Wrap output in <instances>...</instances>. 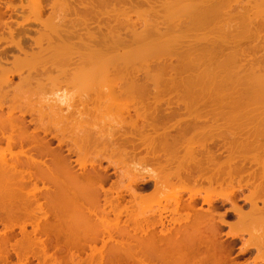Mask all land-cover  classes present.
<instances>
[{
  "label": "bare ground",
  "instance_id": "obj_1",
  "mask_svg": "<svg viewBox=\"0 0 264 264\" xmlns=\"http://www.w3.org/2000/svg\"><path fill=\"white\" fill-rule=\"evenodd\" d=\"M22 1L17 4L13 0H0V41L6 40L10 43H5V45L14 44L17 53L19 52L18 54L12 53L11 56L14 58L9 60L10 58L2 56L6 52L4 45L2 44L0 48V263L7 262L10 252L14 251L18 257L16 264H29L31 258H35L38 261L37 264H227L229 261H234L231 255L234 243L238 239L243 240L245 232L252 238L244 244L247 247H256L259 252L263 249L260 258L264 260V206H258L259 201L264 205V142L261 143L260 140L264 139V60L262 59L260 63L259 58L253 56L255 53L251 52L253 59L256 58V60H251V55L249 58L245 57V54L249 52L243 54L244 47L238 49L232 37L233 32L243 33L242 38L238 36L243 44L245 34L250 38L251 34L252 37L255 36L254 33L260 35L261 31H256L258 26L255 28L254 25L259 16H262L264 21V14L260 9L263 8V4L262 6L260 4V7H258L259 4L255 5L260 10L258 13L262 12L257 17L254 13L257 8L254 6L256 8L254 12L252 9L255 8H250L255 1H250L251 5L247 0L250 5L246 6L248 9L245 8L250 9V15L253 14V18L249 15V11L240 9L246 5L245 0L242 1L245 2L242 6L236 8L237 11L231 4L235 2L234 0H50L51 2L29 0L33 14L30 16L28 12L31 9H27L28 15L22 10L21 6L25 0L23 4ZM61 1L63 2L60 4ZM239 1L235 4L241 5ZM258 1L261 0L256 2ZM224 3L225 6L228 3V6H223ZM16 5L21 7L20 11L26 13V15L23 12L21 14L23 20L22 18L15 19L21 13L19 10H14ZM24 5L31 8L28 6L29 2ZM127 5H130V9L133 7L134 11L131 10L133 13L128 12ZM137 6L141 8L135 9L134 7L137 8ZM229 7L230 11L226 9ZM233 9L235 12H231ZM241 11L246 12L247 14H244L250 16L251 19L245 18L246 16L244 17ZM46 12L47 15H45ZM130 13L131 15L137 14L138 18H131L128 16ZM71 14L75 17L73 15L71 17ZM6 15L8 17H5ZM14 15H16L15 18ZM240 16L244 25L248 23L249 27L243 25V28L239 25V22L242 23L240 20L235 22L238 21L235 18L240 19ZM109 20L115 21L112 23ZM12 22H16L15 27L12 26ZM31 22L41 25L39 28L34 27L35 25L32 26ZM251 24H253L252 27ZM207 27L210 30L206 29ZM202 28H205V31L208 30L207 34L212 32L214 37H209L212 36L209 34L208 37L201 36L200 38L197 33L202 32L203 34L205 31ZM252 28H255V31ZM1 29L9 32V39L8 35L3 36L6 33L2 35L3 30L1 33ZM15 29H24V36H30L31 39L32 36L27 30L35 29L38 34L36 33L37 36H33L32 40L35 41L36 46L34 47L37 48L31 47L33 45L31 43L29 45L31 50L25 47L23 45L24 36L19 35L20 32L17 31V37ZM190 29L193 30L189 32ZM96 32L101 33V36H98ZM191 32L196 33L195 39H188L191 37L189 34ZM229 34L233 40L230 36H226ZM261 38L259 41L263 40V37ZM226 39L229 40V46L225 49L229 51L225 53L223 46ZM256 39L258 41V38ZM230 41L233 43L231 44ZM202 42L203 45H201ZM189 69H193L190 75L193 77L187 76L189 78H186L183 74H189L191 71ZM179 71L180 74L183 73L182 77L177 76ZM15 76L19 78L18 81H14ZM150 83L154 86L149 85ZM178 85L182 89L178 90L184 91L183 94L177 93L179 91L176 87L180 88ZM63 86L67 89L71 87L69 91L71 93L73 91V95L74 91H80V93L77 92V96L82 93L91 98L90 100L96 103L92 101V105L89 104L91 106L95 104L94 110L87 105L90 101L88 98L84 97L85 100L82 95H80L81 98L79 96L81 100L71 97L75 102L74 105L81 101L86 103H83V106L86 105L84 108L87 107V109L85 108L83 112L82 103L81 106L77 103L79 105V107L75 106L77 114L73 113L75 115L72 114L71 117L69 110V117L63 112L65 108L62 110L63 101L54 99L56 101L54 104L53 100L45 99L44 101L41 96H38L44 89L60 90L58 88ZM149 88L153 89L150 91L155 93L154 96L153 92L152 96L150 91L148 92ZM163 90L171 91V94L167 93V95L172 96L176 93L177 97L182 96L179 102H176V97L170 96L177 105L179 103L183 107V109L178 107L174 112L172 110V114L184 113L181 116H185V113L195 115L196 112L197 115H201L198 110L192 109L196 100L204 99L214 105L211 107L212 104H209L212 108L211 113L214 109V115L210 113L214 119L211 123L206 120L204 125L199 126L194 132L195 138L203 140L204 137H210L209 140L212 141L214 138L230 140L221 141L222 143L218 141L217 144L212 143V146H208L204 144L206 143L205 138L204 143L201 140V142L196 140L199 142L196 143L192 141V138V142L184 141L187 139L186 136V139H183L185 143L178 142L172 135L173 128L159 127L155 123L157 107H160L162 102L167 103L168 107H165L168 111L163 114L166 117L172 115L168 106L171 98L164 93L167 98L161 94L163 99L160 100L161 97L158 95L164 92ZM37 91L39 94L37 93L36 96L40 100L33 94ZM146 93L153 98H151L152 102L156 100L153 107L148 102L149 96ZM71 102L70 104L68 102V106L72 107ZM55 107L62 111V114H58ZM171 107L172 105L170 109ZM132 108L135 109L136 116L131 114L130 109ZM148 108H154L156 111ZM44 109L48 111L45 110L47 111L45 112ZM90 109L93 115L90 114ZM113 109L117 111L114 113ZM99 111L101 115L97 117L96 113ZM122 111L131 117V119L127 118L131 122L125 121L128 124L131 123L128 126L131 129L128 131L130 135L126 133V130V140L124 141V138L120 136L121 139L123 138L122 142L127 141L131 144L134 153L140 152L142 148L145 149L146 157L148 156L147 158L152 161L156 160L154 163L159 162L160 159L158 148L161 147L163 150L161 153L163 152L165 156H161V159L164 157V161L158 164V167L160 165L162 169L159 170L161 174L158 171L156 173L152 168V172L154 171L156 175L149 172L148 178L133 176L134 186L132 187L131 183L129 188L132 199L127 202H125L126 194L122 193L121 187L105 186L109 180V174L107 167L102 166V159H105L106 155L101 153L102 155L98 156L97 153L103 150L104 144L111 147L115 144L113 151L111 149L108 151L110 146H107L104 153L108 151L107 155H110L111 151L114 154L111 155L118 158L117 154L123 157L126 155L125 152L129 154L127 151L132 147H126L124 142L118 145L119 142L115 139L118 134L115 135L116 137L111 136L116 143L110 139L112 144L111 142L108 144L106 143L108 142L107 137L110 135L106 137V142L101 136L104 138L101 141V137V140L99 137L96 138L97 135L93 131L96 130L95 128L81 125L79 131L75 132L74 130L78 128L73 127V130L68 128L71 127L69 123L67 129L75 133L73 134L70 130L66 132L68 135L72 133L74 138L68 136L70 140L68 139L69 142H67L71 145L69 144L70 147L65 146L69 147L67 152L70 154L75 152L76 156L78 155V159L76 158L78 166H76L72 160L73 157L65 154L62 149L64 136L61 137L63 132L59 129L63 126H58L60 121H65L67 117H69L68 122L70 120L72 123L77 122L76 124L89 123L90 119L95 122L97 118H100L97 119L98 121L105 122L106 116L119 118L123 114ZM106 112H112V115L116 114L117 117ZM27 114L30 117L39 115L36 118L34 116L36 122L34 118H28L30 122L34 121V124L37 123L39 117L38 121L41 120V123H37L40 125L33 126L37 127V130L33 129L35 130L33 133L29 129ZM45 114L50 117V119L47 118L51 123L53 120L52 124H56L58 131L54 129V125H49L48 128L47 123H42L46 117ZM104 115H106L105 118ZM122 118L124 117L120 118L121 121ZM139 119L143 122L140 120L141 123ZM51 127L55 131L52 130V132ZM121 128L119 131H123ZM62 129L65 131V128ZM114 130H107L105 133L111 134ZM48 132L57 137L58 147L52 146ZM81 132L85 133H83L84 136ZM179 132L182 136L181 128ZM76 133L77 138L79 134V138L86 137V140L83 138L85 142L81 139L80 143L79 138L76 139V136H73ZM93 134L96 135V137L94 135L96 141L92 145ZM121 134H124V131ZM209 140L206 141L210 142ZM96 142L97 145L100 142L99 146H102L99 151L100 147L96 145L95 149L98 151L94 154L96 153L95 156L98 157L95 159V156H92L91 160L85 159L84 156L92 152V150L87 152L86 149L88 146L93 149ZM116 145L118 148L121 146L120 150L125 147V150L128 148L129 150L124 154L122 150L120 154ZM195 145H200V147L196 148ZM14 146H19V150L14 151L17 149V147L13 148ZM27 146L29 148H26ZM200 149H205L206 157ZM222 149L228 151V153L225 152L227 156ZM180 151H183L182 156H179ZM222 155L226 157L222 159L223 161L220 158ZM107 157L110 161L111 157ZM116 161L115 159V163ZM203 161L208 164L207 168L214 164L212 174L206 175L202 172ZM223 165L228 167L227 170L225 169V174L220 173ZM172 166L174 169H171ZM244 178L247 179L243 185L250 186V192L240 197L250 202L251 206L248 211H245L242 205H238L232 198L234 195L232 193L235 192L232 191L234 182H239L241 186V180ZM173 179L178 182H174ZM255 179L258 182L255 183ZM222 180L231 185L230 192H221L220 187H216L219 183V186H223L220 182ZM202 181L210 184L215 182V187L218 189V191L215 189L216 192L215 190L207 192V195L203 196V203L214 205V199L219 200V198L220 202L230 201L232 203L231 212L238 216V222H242V227H239L237 222L222 219L221 215V220H216V215H212L216 211L211 208H206L207 216L202 213L203 211L198 210L201 206L196 208L195 203L199 200V195H202L200 190L204 187L198 185L197 182L202 184ZM190 182H193V186L196 183L195 186H200L201 189H194L190 186ZM152 183L154 184L152 194L145 192L147 186ZM207 185L204 191H209V187L208 190L206 189ZM170 187L176 189L171 196V192L168 193L169 190L166 192L168 194L165 193ZM177 189L189 191L188 198H179ZM154 191H159V193L156 192L158 195H154ZM162 196L167 203L172 200L173 207L170 209L167 204L163 203L162 208L159 207L160 209L156 212L157 210L152 208V203L161 204ZM33 202L35 205L33 204L32 208L29 207ZM140 204L145 208H142L144 211H139L141 206L138 205ZM146 208L147 211L150 210L147 216L144 215ZM181 208L187 209L186 213H180ZM168 212V215L171 214L170 219L167 218L166 213ZM123 215L127 216L124 220H122ZM224 226L230 227V230L223 232ZM224 235L231 239L227 241ZM98 242H101L100 246ZM84 253L85 255L81 256ZM9 261L12 262V259Z\"/></svg>",
  "mask_w": 264,
  "mask_h": 264
},
{
  "label": "rangeland",
  "instance_id": "obj_2",
  "mask_svg": "<svg viewBox=\"0 0 264 264\" xmlns=\"http://www.w3.org/2000/svg\"><path fill=\"white\" fill-rule=\"evenodd\" d=\"M23 1H24V0H23ZM23 1H22V4H23ZM51 1H52V0H51ZM51 1L48 0V2H51ZM230 1H231V0H230ZM232 1H233V0H232ZM234 1H235V2H231V4L233 5V8H234L235 10H236V8H239L240 6L243 5V3L246 2V5H243L244 8H243V7H240V9H242L243 11H244V9H245L246 12L249 11V15H250V9L247 10L248 7H246V6H247V5H250V3H251L250 1H252V0H249L250 3L247 2V0H245V2H242L243 0H240L239 3H242V4H241V5H238V4H237L238 6L235 4L236 2H238V0H237V1L234 0ZM254 1H255V2H254L253 5H252V3H251L252 6H250V8H251V7L255 8V7L257 6V4H259L258 7H260V4H261V6H262V4H263V8H260V9L262 10V12H263V14H264V0L258 1L259 3L256 2L257 0H254ZM13 2H15V3L18 4V3L21 2V0H13ZM27 2H29V5H28V6H30L31 8H28L27 6H26L27 8L25 7L24 4H25V3L27 4ZM57 2H59V1H57ZM62 2H63V1H61L60 4H61ZM224 2H226V1H224ZM252 2H253V1H252ZM233 3H234V4H233ZM248 3H249V4H248ZM22 4H21V5H22ZM24 4L21 6V7H23L22 10H24V12L27 13V12H28L27 9H31V10H30L31 13H30V12H28V13L31 14L30 16H32V15H33V14H32V6H31V4H30V1H29V0H27V1L25 0V1H24ZM58 4H59V3H58ZM226 4H227L226 6H228V3H226ZM255 5H256V6H255ZM223 6H225V3H224ZM226 6H225V7H226ZM254 6H255V7H254ZM21 7L19 8V5H16V8H15L14 10H15V11H16V10H17V11L19 10V12H21V13H20V16H16V15H14V18H15V16L17 17V18H15V19H19V18L21 19V18L23 17V15H21L23 11H20V10H21ZM109 7H110V6H109ZM127 7H129V8H128V12L133 13V12H132V11H134V10L132 9L133 7H132L131 9H130V5H129V6L127 5ZM139 7H140V6H139ZM139 7L137 6V8H136V7H134V8H135V9H138ZM245 7H246L247 9H246ZM25 8H26V9H25ZM110 8L113 9L112 7H110ZM110 8H108V9H110ZM140 8H141V7H140ZM256 8H257V7H256ZM256 8H255V9H252L253 12H254V10H256ZM49 9H50V8H49ZM129 9H130V11H129ZM226 9H229V11H230V7H229V8H226ZM234 9H233V10H234ZM258 9H259V8H257V10H256L257 12H256V11L254 12V13H255V16L257 15V17L262 13V12H260V14H259L258 11H260V10H258ZM25 10H27V11H25ZM131 10H132V11H131ZM233 10H232L231 12H235V10H234V11H233ZM237 10H238V9H237ZM237 10H236V11H237ZM48 11H49V10H47V12H48ZM141 11H142V9H141ZM227 11H228V10H227ZM9 12H10V11H9ZM24 12H23V14L26 15V13H24ZM47 12H46L45 15L48 14ZM128 12L126 11L127 14H128ZM239 12H240V10H239ZM246 12H244V13L247 14ZM28 13H27V15H28ZM131 13H130V15H128V16H130L131 18H133V17H137V18H138V15H137V14H132V15H131ZM134 13H135V12H134ZM241 13H243V12L241 11ZM244 13H243L244 17L246 16L245 18H247L248 16L245 15ZM251 13H252V12H251ZM256 13H257V14H256ZM258 14H259V15H258ZM263 14H262V15H263ZM72 15H73V14H71V17H72ZM136 15H137V16H136ZM21 16H22V17H21ZM69 16H70V14H69ZM250 16H251V15H250ZM250 16H249L248 18H250ZM5 17H8V16L6 15ZM45 17H46V16H45ZM73 17H75V15H73ZM126 17H127V16H126ZM240 17H241V16H240ZM240 17H238V18H240ZM251 17H253V14H252ZM112 18H113V17H112ZM128 18H129V17H128ZM253 18H254V17H253ZM23 19H24V18H22V20H23ZM113 19H114V18H113ZM124 19H125V17H124ZM133 19H134V18H133ZM235 19L238 20V21H235V22H239V20H240V21L242 20V17H241L240 19H237V18H235ZM250 19H251V18H250ZM250 19H249V20H250ZM262 19H263L262 16H259L256 20L254 19L255 21H257V23H255V25H254L255 28H257L256 26H258V28L256 29V31H258V32L261 31L260 35H259L258 32H257L258 34H255V33L252 31V32L254 33V35H255V36H254L255 39H253L254 37H252V34H251V33H250V34H251V35H250L251 38H250L249 36H246V34H245V32H244V34H245V35H244V40H246V39H247V40H246V41L243 40V44H242V41H239L240 38H239L238 36H240V37H241V35L243 36V33H241V34L238 33V34H239V35H238L237 33L235 34V32H233V36H232V37H234V38H233V39H234V44H237V45H238V46H237L238 49L244 47V48H243L244 50L242 51L243 54L249 52L248 54H245L246 56L244 55L245 57H248V58H249L250 55H251L250 52H251L252 54L255 53L253 56L258 57L259 60H260L261 62H260L259 60H257V61H259L260 63H262V59L264 60V48H263V47H264V42H263V41H264V32H262V31H264V23H262V21H263ZM22 20H21V21H22ZM111 20H112V19H111ZM111 20H109V21L112 22V23H114L115 20H114V21H111ZM128 20H129V19H128ZM18 21H19V20H18ZM129 21H130V20H129ZM252 21H253V19H252ZM252 21H251V23H252ZM241 22H242V21H241ZM244 22H245V21H244ZM263 22H264V21H263ZM104 23H105V21H104ZM112 23H111V24H112ZM242 23H243V22H242ZM242 23L239 22V25H242V27H243L244 23H243V24H242ZM33 24H34L35 26H34ZM247 24H248V23H247ZM247 24H245V25H247ZM253 24H254V22H253ZM253 24H251V27L253 26ZM15 25H16V22H12V26L15 27ZM31 25L34 26V27H38V28H39V25H41V24H39V23H35V22H31ZM245 25H244V26H245ZM247 26H248V25H247ZM248 27H249V26H248ZM251 27H250V28H251ZM243 28H244V27H243ZM255 28H254V29H255ZM206 29L210 30L209 27H207ZM252 29H253V28H252ZM254 29H253V30H254ZM259 29H260V30H259ZM2 30H3V33H2ZM23 30H24V29H19V30H18V29H17V30L15 29V31H16V32H15V35L17 36V35H18V32H17V31H19V32H20L19 35L22 34V35L24 36V31H25V30H24V31H23ZM26 30H27V29H26ZM29 30H30V31H29ZM46 30H47V29H46ZM46 30H45V31H46ZM50 30H51V29H50ZM93 30H94V29H93ZM97 30H98V29H97ZM103 30H105V29L103 28ZM192 30H193V29H192ZM192 30L190 29L189 32L192 31ZM195 30H196V29H195ZM202 30L205 31V28H202ZM208 30L204 32L205 34H204V33L202 34V32H201V33L199 32V33H197V34H198V36H200V38H201V36H203V37H208L209 34L212 35V32H211V33H208V34L206 33V32H208ZM237 30H240V31H241V29H237ZM5 31H6V29H1V33H2V35L6 33L5 35H3V36L6 37V36L9 34V32L7 33V32H5ZM27 31H28V34H31L32 39H33V36L35 37V35L37 36V34H38V33L36 32L35 29H28ZM196 31H198V29H197ZM196 31H195V32H196ZM200 31H201V30H200ZM211 31H212V30H211ZM250 31H251V29H250ZM254 31H255V30H254ZM46 32H47V31H46ZM209 32H210V31H209ZM213 32H214V30H213ZM16 33H17V34H16ZM36 33H37V34H36ZM246 33L249 34V32H247V31H246ZM262 33H263V35H262ZM96 34H98V36H101V33H99V32H96ZM99 34H100V35H99ZM189 34H191V35H190L191 37H188V36H187L188 39H190V38L195 39L194 35H196V33H195V34H194V33L192 34V32H191V33H189ZM214 34H215V32H214ZM217 34H218V33H217ZM217 34H216V35H217ZM15 35H14V38H15ZM22 35H21V36H22ZM192 35H193L194 38L192 37ZM222 35H223V33H222ZM258 35H259V37H258ZM223 36H224V35H223ZM226 36L229 37L230 34H229V35H226ZM226 36H225V37H226ZM17 37H18V36H17ZM17 37H16V38H17ZM196 37H197V36H196ZM209 37H212V38H213L214 36L212 35V36H209ZM228 37H227V39H230V38H228ZM230 37H231V36H230ZM232 37H231V40H233ZM247 37H248V38H247ZM261 37H263V40H260V41H259V38L262 39ZM9 38H10V37H9V35H8V39H9ZM16 38H15V39H16ZM241 38H242V37H241ZM249 38H250V39H249ZM256 38H258V41H257ZM32 39L30 38V36H28V37H25V36H24V38H23V45H24L25 47H28V48H29V45H30V43H31V44H33V45H31V47H33V48L36 49L37 47H34V46H36V45L34 44L35 41L32 40ZM227 39H226V40H227ZM251 39H253V40H251ZM240 40H241V39H240ZM191 41H193V40H191ZM249 41H250V42H249ZM255 41H256L257 43H256ZM193 42H194V41H193ZM225 42L228 43V44L225 43L226 46L224 45V43H222V44L224 45L223 47H224V50H226V51H225V53H226L227 51H229L228 49H225V48H227V47L229 46V40H227V41H225ZM5 43H9V42L6 41V40H5L4 42H3V40L0 41V48H2V44H3V45H4L3 48H5V51L7 52V53H6V52L3 53L4 55H2V56H3L4 58H5V57H8V59L10 58L9 60H11L12 58H14L13 56H11V54H12V53L14 54V52H15V54H16V53H17V48L15 47L14 44L12 45V43H11V45L6 44L7 46L5 45ZM230 43L232 44L233 42L230 41ZM261 43H262V44H261ZM9 44H10V43H9ZM25 44H26V45H25ZM43 45H44V44H43ZM46 45H47V43H46ZM201 45H203V42L201 43ZM245 45H246V46H245ZM253 45H254V46H253ZM44 46H45V45H44ZM257 46H258V47H257ZM262 46H263V47H262ZM31 47H30V48H31ZM15 48H16V49H15ZM30 48H29V49H30ZM254 49H255V50H254ZM30 50H31V49H30ZM262 50H263V51H262ZM12 51H13V52H12ZM244 51H245V52H244ZM10 52H11V53H10ZM240 52H241V50H240ZM18 53H19V52H18ZM18 53H17V54H18ZM225 53H223V54H225ZM5 54H6V56H5ZM13 54H12V55H13ZM243 54H242V58H243ZM248 55H249V56H248ZM220 56H221V53H220ZM251 56H252V55H251ZM253 56H252V58L250 57V59H251V60H254V59L256 60V58L253 59ZM261 57H262V58H261ZM258 58H257V59H258ZM260 58H261V59H260ZM10 62H11V61H10ZM10 62H9V63H10ZM9 63H8V65L11 66L10 64H12V62H11L10 64H9ZM22 64H24V63H22ZM263 64H264V61H263ZM263 64H262V65H263ZM180 70H181V69H180ZM189 70H191V69H189ZM189 70H186V71H189ZM192 70H193V69H192ZM192 70L190 71V73L188 72L189 74H187V75L182 73L183 76L186 77V78H189V77H187V76H190V75H191ZM186 71H185V73H186ZM25 72H26V71H25ZM173 74H174V73H173ZM177 74H178V73H177ZM182 74H180V71H179V74H178L177 76L180 77ZM185 75H186V76H185ZM192 75H193V74H192ZM165 77H166V76H165ZM175 77H176V75H175ZM178 77H176V78H177L178 80H180V78H178ZM181 77H182V76H181ZM184 77H183V78H184ZM190 77H193V76H190ZM18 79H19V78H18L17 76L14 77V81H15V80L18 81ZM149 85H153V84L150 83ZM153 86H154V85H153ZM178 86L180 87V85H178ZM151 88H152V86H151ZM49 89H50V90H49ZM49 89H48V88H47V89H44V91L41 90V92L43 91V92H42L43 96H42V94H39V91H37L36 93H33V94H34V96H35L36 98H39L38 96H41V98H43L44 101H46L45 99H47V100L49 99L50 101H51V100L54 101V99H55L56 101H58V100H60L61 102L63 101L62 104H61V105L64 106V107L62 106V110L65 108V110H63V112L67 115V114L69 113V110H70V114H71V117H72V114L77 112V111L75 110V106L79 107V105L82 103L81 101H80V103H78L79 101L77 102V100L75 99V101H76L79 105H77V103H76V105H74L75 102L72 101V100H73L74 98H77L78 100H81V99H79V96L82 95V93H81L79 96H77V95H78L77 92L80 93V91H74V95L76 94V95H75L76 97H75V96L73 95V91H72V93H71V91H69V90L71 89V87H70V89H67L65 86H63V87H61V88H58V89H60V90H56V88H54V89H53V88H49ZM51 89H53V90H51ZM65 89H67V90H65ZM178 89L180 90L181 87H180V88L176 87V90H177V91H179ZM150 90H153V89H150V88H149L148 92H149ZM171 90H172V89H171ZM173 90H174V89H173ZM181 90H182V89H181ZM161 91H162V90H161ZM163 91H164V92H161L160 94H158V95H160V97H161V94H164V93L166 94L167 97H170V96H171V95H167V93H170V92H171L170 90H169L170 92H168V91L165 92V90H163ZM41 92H40V93H41ZM75 92H76V93H75ZM81 92H83V91H81ZM152 92H153V91H150V92H149L151 96H152ZM173 92H176V91H173ZM173 92H172V93H173ZM180 92H181V91H179V92H177V93H180ZM183 92H184V91H182L181 94H183ZM37 93L39 94L38 96H36ZM149 93H148V94H149ZM33 94H32V96H33ZM83 94H84V93H83ZM86 94H87V93H86ZM86 94H85V95H86ZM90 94H91V93H90ZM90 94H88L89 97H91V95H92V94H91V95H90ZM146 94H147V93H146ZM148 94H147V95H148ZM154 94H155V93L153 92V96H154ZM165 94H164V97H165ZM170 94H171V93H170ZM175 94H176V93H175ZM175 94H172L171 97H173V98L176 97V99H175L176 102H179V100H181L180 98H182V96L177 97L178 95L176 94V95H177V96H176ZM147 95H146V96H147ZM150 95H148V96H149V98L147 97L148 99H147V98H145V99H147L148 102L150 103V105L153 107V103H154L156 100H154V102H152V101H151V98H152V97H150ZM179 95H180V94H179ZM32 96H31V99H32V100H34V99L36 100V98L33 96V98H34V99H33ZM44 96H45V98H44ZM82 96H83L82 98H84V97L88 98L87 95H86V96L82 95ZM59 97H60L61 99H60ZM64 97H65V98H64ZM71 97H72L73 99H72ZM93 97H94V96H92V98H93ZM157 97H158V96H157ZM162 97H163V96H162ZM162 97H161V99H160L159 97H158V98H159L160 100H162V99H163ZM167 97H165V98H167ZM171 97H170V98H171ZM80 98H81V96H80ZM155 98H156V96H155ZM155 98H154V99H155ZM165 98H164V99H165ZM170 98H169V99H170ZM177 98H179V99L177 100ZM84 99H85V98H84ZM88 99L90 100L91 98H88ZM152 99H153V98H152ZM171 99H172V98H171ZM171 99H170V101H169L170 103L168 104V106H169V110H171V114H172V110H173V112H174V111H177L178 107L180 108V107L182 106V104L180 105V104L178 103V105H180V106H178V105L176 104V102L174 101V99H172L173 102L171 101ZM39 100H40V98H39ZM67 100H70V101H67ZM85 100H86V99H85ZM85 100H84V101H85ZM149 100H150V101H149ZM56 101H54V102H55L54 104H56ZM71 101H72V102H71ZM82 101H83V99H82ZM92 101H93V100H90L89 102H87V103H88L87 105L91 104ZM145 101H146V100H145ZM202 101H203V102H202ZM48 102H49V101H48ZM64 102H65V103H64ZM68 102H69V104H70V102H71L72 107H71V106H68ZM85 102H86V101H85ZM93 102H94V101H93ZM93 102H92V103H93ZM96 102H97V101H96ZM83 103H84V102H83ZM83 103H82V106H83ZM94 103H95V102H94ZM171 103H173V104H175V105H173V104H171ZM202 103H203V104H202ZM210 103H211L210 101H204V99L201 100V101H197V100H196V102H194V105H192V109L195 108V110H198L199 113H200L201 115H197L196 112H195V115H194V113L191 115L190 113L187 112L188 114L186 115V113H185V116H181V115H184V113H181V114L174 113V114L170 115L169 117H166L163 113H166L165 111H168V110L165 109V107L168 108V107H167V103L162 102V105H161L160 107H157V112H156V114H155V119H156V122H155V123H156L157 126H159V127H163V128H166V127H167V128H171V129L173 128V129H172V135H173V136L178 140V142H180V143H181V142L185 143L184 141L189 142V141H191V138H192V141H193V142H194V141L196 142V140H198V141L201 140V141L204 143L203 140H204L205 137L203 138V140H202L201 138H198V139H197V138L194 137V134H195L194 132L199 128V126L204 125L206 120H209V122L211 123L212 120L214 119V118H213V115H214L213 111H214V109H213V111H212V113H211V110H210V109H212V108H210V105H211L212 103H211V104H210ZM50 104H51V103H50ZM57 104H58V103H57ZM84 104H86V103H84ZM95 104H96V103H95ZM95 104H94L93 106H91L92 104L89 105V106H91L90 108H93V107L95 108ZM154 104H155V103H154ZM165 104H166V106H165ZM209 104H210V105H209ZM65 105H66V107H71V108H70V109H69V108H66ZM73 105H74V108H73ZM171 105H172V107H171L172 109H170V106H171ZM176 105H177V106H176ZM80 106H81V105H80ZM84 106H86V105H84ZM84 106H83V108H84ZM154 106H155V105H154ZM212 106H214V105L212 104L211 107H212ZM45 107L49 109V107H47V106H45ZM55 108H56V107H55ZM72 108H73V109H72ZM81 108H82V107H81ZM85 108L87 109V107H85ZM85 108L83 109V112H84ZM94 108H93V110H94ZM163 108H164V109H163ZM173 108H174V109H173ZM213 108H214V107H213ZM56 109L58 110V108H56ZM66 109H67L68 111H67ZM76 109H77V108H76ZM88 109H89V107H88ZM148 109H149V110H152V111H156L154 108H148ZM180 109H183V107H181ZM35 110H36V109H35ZM45 110H47V109H44V111H45ZM50 110H51V109H50ZM50 110H49V112H51ZM78 110H80V109H78ZM81 110H82V109H81ZM81 110H80V111H81ZM133 110H134V111H133ZM36 111H37V110H36ZM36 111H33V112L36 113ZM47 111H48V110H47ZM47 111H45V112H47ZM66 111H67V112H66ZM86 111H87V110H86ZM105 111H107V110H105ZM116 111H117L116 109H113V112H114V113H115ZM209 111H210V112H209ZM33 112H32V113H33ZM57 112H59L58 114H60V113L62 114V111H59V110H58ZM90 112H91L90 114H92V110H91V109H90ZM123 112H124V111H122V113H123ZM130 112H131V114H134V115H135V113H134V112H135V109H134V108L130 109ZM38 113H39V112H38ZM93 113L95 114V112H93ZM106 113H110V112H106ZM122 113H121V114H122ZM125 113H126V112H125ZM125 113L122 114L123 116H122V115H121V116L119 115V116H120L119 118H115V117H114V118H113V117L109 118L110 116H106V115H104V118H105V116H106L105 120H106L107 122H106L105 120H104L105 122H103V120L98 121L100 118L98 119L97 117H99V116L101 115V114H100V111H99L98 113H96V114H98V116L96 117L98 120L95 119V122H94V121H91V119H90V117H89V119H90V122H89V123L85 122V123H78V124H76L77 122H73V123H72L70 120H69V122H68L67 119L70 117V114H68L69 117H67V119H66L67 121H66V120H65V121H60L61 123L59 122L60 124L58 125V126H60V127L63 126L62 128H65V131H63L64 129H62V128L59 129V130H61V131L63 132V133H62L63 135L61 134V137L64 136V142H65L66 144H68V142H69V140H70L69 138L72 137L71 134L73 133V131H72V130L74 129L73 127H75V129L78 128V130H77V129L74 130L75 132H76V131L78 132V131H79V127L82 125V126H86L87 128H90V127H91V128H93V129H94V128L96 129V130H93V131H95V134L97 135V137H96L95 134L92 135L94 140L92 139L93 141L91 142V144L94 143V142L96 141V139L94 138V135H95L96 138H98V137L100 138L101 136H103V137L105 138V142H106V139L108 138V142H106V143H108V144H109L111 141H112V142L114 141V143H116L115 141L118 140L117 142H119V143H117V144H118V145H119V144L121 145V144L126 140L125 136H126L127 134H129L128 131L131 130V129H129L130 127L128 128V126H129L131 123L128 124V122H125V121H129V120H127V118L130 117V116H129L128 114L126 115ZM158 113H160L161 115L158 114ZM210 113L213 114V115H211ZM76 114H77V113H76ZM104 114H105V113H104ZM110 114H111V116H116V114H115V115H112V112H111ZM110 114H109V115H110ZM32 115H33V114H32ZM37 115H38V114H36V116H37ZM45 115H46V117L43 116V117H44V120H43L42 123H44V122L47 123L48 125H47V124H43V125H47L48 128H49V125H51V126L54 125V124H52V123H53V120H52V123H51V121L48 120V118L50 119V117H48L47 114H45ZM73 115H75V114H73ZM78 115H79V114H78ZM92 115H93V114H92ZM92 115H91V118H92ZM102 115H103V114H102ZM176 115H177V116H176ZM34 116H35V115H34ZM34 116H33V117H32V116L30 117V116L27 114V115H26V118H32V119H33ZM36 116H35V118H36ZM38 116H39V115H38ZM76 116H77V115H76ZM125 116H126V118H125ZM135 116H136V115H135ZM47 117H48V118H47ZM78 117H79V116H78ZM116 117H117V116H116ZM121 117H124V118H122V121L120 120ZM35 118H34V121L36 122V119H35ZM45 118H46V119H45ZM102 118H103V117H102ZM183 118H184V119H183ZM200 118H201V119H200ZM39 119H40V117L37 119V123H39V122L41 123V120L38 121ZM59 119H61V118H59ZM115 119H116V121H115ZM128 119H129V118H128ZM130 119H131V117H130ZM93 120H94V118H93ZM140 120L143 122L142 119H139V121H140ZM31 121H32V120H31ZM34 121H32V122H34ZM47 121H48V122H47ZM87 121H88V120H87ZM96 121H97V122H96ZM101 121H102V122H101ZM114 121H115V122H114ZM118 121L120 122V125H119V122H118ZM123 121H124V123H122ZM141 121H140V122H141ZM180 121H181V122H180ZM129 122H131V120H130ZM142 122H141V123H142ZM37 123H35L34 125H31V126H38V125H40V124H37ZM49 123H51V124H49ZM67 123H68V124H67ZM69 123H70L71 127H68ZM126 123H127V124H126ZM36 124H37V125H36ZM55 125H56V124H55ZM55 125L53 126L54 129L56 128ZM66 125H67V126H66ZM123 125H124V127H123ZM126 125H127V127H126ZM64 126H65V127H64ZM92 126H93V127H92ZM94 126H95V127H94ZM53 127H51V128H52L51 131L53 130ZM67 127H68V128H71V129L73 128V129H72V130H71V129H67ZM99 127H100V128H99ZM121 127H122V128H121ZM36 128H37V127H34L35 130H37ZM97 128H98V129H97ZM112 128H114L115 130H117V132L119 131V128H121V129L124 131V134H121V132L123 133V131H121V130H120L118 133H117V132H114L115 130L112 129ZM116 128H118V129H116ZM180 128H181V131H183L182 136H180V132H179V129H180ZM66 129H67V130H66ZM99 129H100V130H99ZM31 130H32V129L30 128V131H31ZM35 130H32L31 132L33 133V131H35ZM55 130L58 131L57 128H56ZM55 130H53V131H55ZM68 130H70V131L72 132V133L70 132V133H71L70 135H68V133L66 134V132H68ZM107 130H110V131H111V130H114L112 133H113V134L115 133V134L113 135V134L111 133V134H112V135H111V134H109V133H108V134L105 133ZM126 130H127V131H126ZM160 130H163V129H160ZM53 131H52V132H53ZM93 131H92V132H93ZM110 131H109V132H110ZM125 131H126L127 134L125 133ZM64 132H65V133H64ZM75 132H74V133H75ZM100 132H101V133H100ZM56 133H57V132H56ZM74 133H73V134H74ZM81 133H82V135H83L84 132H81ZM98 133H99V134H98ZM102 133H103V134L105 133V134L103 135ZM119 133H120V134H119ZM130 133H131V131H130ZM65 134L67 135V137H68V136H70V137L67 138ZM84 134H85V133H84ZM100 134H101V135H100ZM106 134H107V135H106ZM116 134H118V135H116ZM125 134H126V135H125ZM58 135H60V134L58 133ZM76 135H77V133H76L75 135H73V136H76ZM79 135H80V134H79ZM79 135H78V138H79ZM82 135H81V136H82ZM108 135H110V137H111V136H114V137L117 136V137L115 138L116 140H114L113 137H111V138H110V137H107ZM115 135H116V136H115ZM129 135H130V134H129ZM129 135H128V136H129ZM83 136H84V135H83ZM83 136H82V138H79V139H78L77 136H76V139H78L79 142H80L81 139L84 140L83 138H85V140H86V137H83ZM120 136H122V137L124 138V141H123V142H122L123 138L121 139ZM186 136H187V139H186ZM106 137H107V138H106ZM188 137H190V138H188ZM193 137H194V138H193ZM65 138H66V139H65ZM72 138H74V137H72ZM101 138H102V137H101ZM101 138H100V140H101ZM104 138H102L101 141H103ZM184 138H185L186 140L183 141ZM206 138H207V137H206ZM206 138H205V142H206V143H204V144H206V145H208V146H212V145H211L212 143L217 144L218 141H220V142H221V141H222V142L225 141V140H224L225 138H222V139H219V140H218V138H217V139H216V138H214V139L212 138L214 141L209 140L210 137L207 138V139H206ZM68 139H69V140H68ZM110 139H111V141H109ZM119 139H120V140H119ZM188 139H189V140H188ZM210 139H211V138H210ZM226 139H227V138H226ZM228 139H229V138H228ZM85 140H84V142H85ZM130 140H131V139H130ZM206 140H207V141L209 140L210 142H211V141H212V142L210 143V142H207ZM229 140H230V139H229ZM229 140H226V141H229ZM260 140H261V143L264 142V139H260ZM262 140H263V141H262ZM67 141H68V142H67ZM97 141H98V139H97ZM101 141H100V142H101ZM120 141H121V142H120ZM192 141H191V142H192ZM198 141H197V142H198ZM201 141H200V142H201ZM226 141H225V142H226ZM81 142H82V141H81ZM81 142H80V143H81ZM100 142H98L99 145H100ZM105 142H103V143H105ZM112 142H111L110 144H112ZM187 142H186V143H187ZM197 142H196V143H197ZM220 142H219V143H220ZM222 142H221V143H222ZM101 143H102V142H101ZM125 143H126V144H125ZM198 143H199V142H198ZM69 144H70V143H69ZM69 144H68V146H69ZM91 144H90V145H91ZM123 144L126 145V147H127V146L132 147V148H130V150H129V148L127 149V150H129V151L125 150L126 147H125V149H122V150H124V151H123V154H124L125 151H127V152L129 153V154H127V153L125 152L126 155H124V156L122 155L123 157L119 156V154H117V153H115V154L118 155V158H117V156L115 157V156H112V155H111V154H113L111 151H113L112 148L115 147V144L112 145V147L109 145L111 148H110L107 144H106V145L104 144L103 150H101V147H102V146L100 147L99 145H97V142H96L95 146L93 147V149H92V148H89L90 146H88V149H89V150L86 149L87 152L90 151V150H92V152H91V151H90L91 153L89 152L90 155H87V154H89V153L84 154V155H87V156H88V157H87V156H84V157H86L85 159H87V160H88V158L91 160V159H92V156L94 157L95 154H96V153L94 154V152L96 151L95 148H96L97 146L100 147V148H98V149H99V151L101 150V152H98L99 154L97 153V155L100 156L101 153L104 154V155H106V157L103 155V156L105 157V159H102V164H103L102 166H103V167H104V166L107 167V168H106V169H107V172L114 171V173L111 174V179H109V180L107 181V183H106L105 186H106V187H114V188H120V187H121L120 189H121L122 193H123V194H126L125 196H126V199H127V200H126L125 202H127L129 199H132V195H131V193H130V191H129V188H130L131 183L133 184L132 187L134 186V180H133V182H132V179H134L133 176H134V177H135V176H139V177H140V176H144L145 178H148V175H149L148 173H149V172L152 173V174H155V175H156L157 171H158V173H159V170H162L161 167H160V165H159L160 169H158V168H159V167H158V164H160L159 162H161V161L163 162V161H164L163 158H164L165 156H164V153H163V152L161 153V151H163V150H161V147L158 148V150H159V152H160V157H159V158L161 159V156H164V157H162L161 160L159 159V162H157V163L155 162V163H154V161H156V160L152 161V159L147 158L148 156L146 157V155H145V154H146L145 149L142 148V150H141L140 152L134 153V152H133L134 150L132 151L133 146H132L131 144L127 143V141L124 142ZM127 144H129V145H127ZM70 145H71V144H70ZM92 145H93V144H92ZM96 145H97V146H96ZM102 145H103V144H102ZM124 145H122V146H124ZM130 145H131V146H130ZM107 146L109 147V148L107 149L108 151L111 149V151H110V155H111L113 158H112L109 154L107 155V152H108V151L106 152V154L104 153V149H106L105 147H107ZM113 146H114V147H113ZM69 147H70V146H69ZM116 147H117V149L119 150V152L122 151V150H120L121 146H120V148H118V146L116 145ZM195 147H196V148H197V147L199 148L200 145H198V146L195 145ZM221 148H223V147H221ZM93 150H94V151H93ZM200 150L203 151V152L201 151V152L204 154V155H203V154H202V155H203L204 157H206V155H205L206 153L204 152L205 149H204V150H203V149H200ZM200 150H198V151H200ZM97 151H98V150H97ZM97 151H96V152H97ZM222 151L224 152L225 155L228 153L227 150L222 149ZM226 151H227V153H225ZM119 152H118V153H119ZM181 152L183 153V151H180V154H181ZM108 153H109V152H108ZM78 154H79V153H78ZM92 154H93V155H92ZM102 154H101V155H102ZM120 154H122V153L120 152ZM7 155H8V153H7ZM97 155L95 156V159H96V157H98ZM113 155H114V154H113ZM225 155H224V157H223V155H222V157H220L221 160L226 158ZM81 156H82V155H81ZM107 156H109V158L111 157V158H110V161H109V159H107V158H108ZM126 156H129V157L127 158ZM179 156H182V154L179 155ZM199 156H201V155H199ZM226 156H227V155H226ZM8 157H9V156H8ZM71 157H73V158H72V159H74L73 162L76 164V166H78V164H77V162H76V158L78 157V155L76 156V154H75V152H74V154H73V153L71 154ZM79 157H80V156H79ZM90 157H91V158H90ZM101 157H102V156H101ZM120 157H121V158H120ZM119 158H120V159H119ZM123 158H124L125 160H124ZM129 158H131V159H133V160L131 161V159H129ZM77 159H78V158H77ZM93 159H94V158H93ZM97 159H99V158H97ZM112 159H113V160H112ZM115 159L117 160L116 163H115ZM126 159H127V160H126ZM118 160H121V161H118ZM112 161H113V162H112ZM125 161H126V162H125ZM142 161H143V162H142ZM222 161H223V160H222ZM110 162H111V163H110ZM119 162H120V164H119ZM133 162H134V164H133ZM151 162H153V163H151ZM113 163H115L117 166H114L115 164H113ZM126 163H127V164H126ZM128 163H129L130 167H129ZM175 164H176V163H175ZM131 165H133V166H131ZM207 165H208V164H206L204 161L202 162V166L204 167V168H202V169H203L202 172H204L206 175H210V174H212V172L214 171V170L212 169V168L214 167V164L208 166L209 168H207ZM224 166H225V165L221 166V170H220V173H221V174H225L226 170L228 169V167H226V166L224 167ZM174 167L176 168V165H174ZM174 167L172 166L171 169H174ZM223 167H224V170L226 169V170L224 171V173H223ZM152 168L154 169V171H156V173H154V171L152 172ZM197 172H198V171H197ZM198 173H199V172H198ZM152 174H151V175H152ZM159 174H161V173H159ZM238 176H239V175H238ZM236 179H237V178H236ZM239 179H240V177H239ZM246 179H247V178H244L243 180H241V182H242V183H241V186H240L239 182H234L235 184H234V186H232V187H233V190H232V191H235V192L232 193V194H234V195L232 196V198H233V200L236 201V203H238V205H240V206L242 205V207H243V209H244L245 211H248L249 208H250V206H251V205H250V202H248V201H246L245 199L241 198V197H244L245 195H247V194L250 192V186H244V185H245V182H246ZM250 180H251V179H250ZM255 180H256V179H255ZM173 181L176 182V183L178 182V181H176V179H173ZM251 181H252V180H251ZM202 182H203L202 184H200V182H197L198 185H200V186L202 185V186H204V187L202 188L203 190H200V193H201L202 195H201V196L199 195V200H198L197 203H196V208H197V205L201 206L200 208H198V210H199L200 212L203 211L202 213L206 214V216H207V214H208V213L206 212V211H207L206 208H207V209H208V208H211V209H213L214 211H216L214 214H212V215H214V216L216 215V216H215V219L217 218L216 220H219V221H220V220H221V216H222V217H223L222 219H224V220H226V221H231V222L233 221V223H234V222H237V223H238V226H239V227H242V225H241L242 222H238V216H237V215H235V214H233V213H232L231 215H228V214H227V213H228L227 210H224L222 207L212 206L213 204H211V205L209 204V205H208L206 202L203 203V201H202V200H203V196H204L205 194L207 195V192H210V191L213 192L215 189L218 191V189H217L216 187H220L219 189H221V192H224V193H226V192H230V190L232 189L231 185H229V183H227V182L225 183V181H223V180L220 181L221 183H223V186H219V185H220V183H219V185H217L216 187H215V184H214L215 182H213L212 184L208 183L207 181H202ZM243 182H244V185H243ZM256 182H258V181L256 180L255 183H256ZM189 184H190L191 187L193 186V182H190ZM195 184H196V183H194V186H193L194 189H198V190L201 189L200 186H199V187H198V186H195ZM204 184H205V185H204ZM207 184H208L209 186H208ZM216 184H217V183H216ZM238 184H239V185H238ZM206 185H207V188H206V189L208 190V187H209V191H204ZM221 185H222V184H221ZM118 186H119V187H118ZM153 186H154L153 183L150 184V185L146 188L145 192H148V193H149V192H150V193L153 192V191H151L152 188H153ZM239 186L242 187V188L239 189V188H240ZM160 187H161V186H160ZM196 187H197V188H196ZM237 188H238V189H237ZM168 190H169V192H168ZM177 190H178V189H177ZM216 190H215V192H216ZM174 191H176V189L170 187V188L166 189L165 193H166V192H168V193L171 192V194H170V196H171L172 193H173ZM156 192H157V191H156ZM156 192L154 191L153 194L155 195V194L159 193V191H158L157 193H156ZM205 192H206V193H205ZM168 193H166V194H168ZM189 193H190V192L187 191V190H186V191H185V190H178V197H179V198L183 197V199H187L188 196H189ZM151 194H152V193H151ZM160 194H161V193H160ZM243 194H244V196H243ZM157 195H158V194H157ZM161 195H162V194H161ZM186 195H187V196H186ZM211 195H212V196H215L213 193H211ZM152 196H153V195H152ZM166 196H167V195H166ZM240 196H241V197H240ZM163 197H164V196L161 197V204H158V203L156 204L155 202L152 203V208H154L155 211L157 210L156 212H158V210H159L160 208H162V204H163V203H164V204H167L168 207H169L170 209H171V207H173V206H172V203H174V202H172V200H171V201L169 200L170 203H167L166 199L163 198ZM186 197H187V198H186ZM219 200H220V198H219ZM219 200H218V199H217V200L214 199L215 203H216L217 201H219ZM201 202H202V203H201ZM128 203H129V202H128ZM144 203H145V202H143V204H144ZM262 203H263V202L259 201V202H258V206L263 207L264 205H263ZM33 204H34V202H33L32 204H30L31 206H29V207L32 208ZM141 204H142V203H141ZM141 204L138 205V206H141ZM148 204H149V203H148ZM34 205H35V204H34ZM231 205H232V203H231L230 201L226 204V206H228L229 208L231 207ZM210 206H211V207H210ZM34 207H35V206H34ZM159 207H160V208H159ZM140 208H141V209H140ZM140 208H139V209H140L139 211H144L143 209H145V208H143L142 206H141ZM142 208H143V209H142ZM156 208H157V209H156ZM169 208H168V209H169ZM201 208H203V209H201ZM204 209H205V211H204ZM230 209H231V208H230ZM149 211H150V210L147 211V208H146V214H145V212H144V215L147 216L148 213H150ZM179 211H180V213H181V212L186 213L187 209H185V208H181ZM183 213H182V214H183ZM166 214L168 215L169 212L166 213ZM182 214H181V215H182ZM149 215H150V214H149ZM177 215H178V213L176 214V216H177ZM181 215H180V216H181ZM183 215H184V214H183ZM220 215H221V216H220ZM191 216H192V215H191ZM206 216H205V218H208V217H206ZM218 216H219V219H218ZM122 217H123L122 220H124V219L127 218V216H125V215H123ZM167 218L170 219V218H171V214L168 215ZM208 219H209V218H208ZM20 220H22V219H20ZM20 220H19V221H20ZM17 222H18V221H17ZM20 222H21V221H20ZM236 225H237V224H236ZM227 226H228V225H227ZM227 226H224V227H223V232H228V231L230 230V227H227ZM0 227H1V225H0ZM239 227H237V228H238V229H243V228H239ZM28 228L31 229L30 226H28ZM158 228L160 229L161 227H158ZM225 236H226V235H224L223 237H224L225 239L227 238V239H228L227 241H229V240L231 239L230 237H227V236L225 237ZM243 237H244L243 240L238 239V240L235 241V243H234V249H233L232 254H231L232 256H235V257H234V261H229L227 264H264V260L260 258V256L262 255L261 252H262L263 249L260 250L261 252H259V250H258L256 247H247V246L245 245V244H246L245 241L249 240V238H252V237H250V235H249L248 233H246V232L244 233ZM244 239H245V240H244ZM243 241H244V242H243ZM100 243H101V242H98L97 244L99 245ZM244 243H245V244H244ZM243 244H244V245H243ZM100 245H101V244H100ZM100 245H99V246H100ZM245 246H246V247H245ZM242 247H243V248H242ZM236 252H239V254L235 255ZM257 252H259V253H261V254L258 253V254H259V256H258ZM84 255H85V253L82 254L81 256H84ZM257 256H258V259L256 258ZM261 260H262V261H261Z\"/></svg>",
  "mask_w": 264,
  "mask_h": 264
},
{
  "label": "flooded vegetation",
  "instance_id": "obj_3",
  "mask_svg": "<svg viewBox=\"0 0 264 264\" xmlns=\"http://www.w3.org/2000/svg\"><path fill=\"white\" fill-rule=\"evenodd\" d=\"M27 119V121H29V119L28 118H26ZM31 120V119H30ZM34 124V122L32 123V122H28V125H29V129L30 128H32V130L34 129V127L33 126H31V125H33ZM50 133L51 132H48V138L51 140V144H52V146L53 147H58L59 146V141L57 140V137L56 136H52L53 134H51L50 135ZM58 143V144H57ZM5 145V144H4ZM65 145H68V144H66L65 142H63L62 143V149H63V151L65 152V154H69V155H71L69 152H67V148L69 149V147H66ZM16 147L17 146H14L13 148H15L16 149ZM18 148H20L19 146L17 147V149L16 150H14V151H17V150H19ZM26 148H29L28 146L26 147ZM69 151V150H68ZM9 157H10V154L8 155ZM72 158V157H71ZM72 160H74V159H72ZM114 173V171H110V172H108V174H109V179H111V174H113ZM40 185H41V183H40ZM150 185V184H149ZM148 185V186H149ZM147 186V187H148ZM229 201H225V202H220V201H217L216 203H214V205H212V206H216V207H222L224 210H227V214L228 215H231L232 214V212H231V209L228 207V206H226V204L228 203ZM195 206H196V203H195ZM197 207H200L199 205H197ZM229 208V209H228ZM237 254H239V252H236L235 253V255H237ZM17 254H15L14 253V251H11L10 252V254H9V258H8V260H7V262H5V261H3L4 262V264H8V262H9V264H11V263H13V264H16L17 263V260H18V257L16 256ZM17 257V258H16ZM233 257H235V256H233ZM12 259V262L11 261H9V260H11ZM36 259L35 258H31V262L29 263V264H37L38 263V261H36ZM1 262V261H0ZM11 262V263H10ZM0 264H2V263H0Z\"/></svg>",
  "mask_w": 264,
  "mask_h": 264
}]
</instances>
